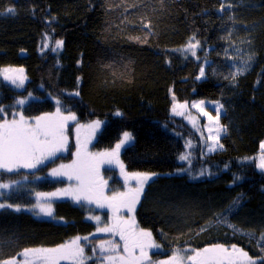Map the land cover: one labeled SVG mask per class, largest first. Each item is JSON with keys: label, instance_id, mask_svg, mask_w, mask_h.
I'll return each mask as SVG.
<instances>
[{"label": "trees", "instance_id": "1", "mask_svg": "<svg viewBox=\"0 0 264 264\" xmlns=\"http://www.w3.org/2000/svg\"><path fill=\"white\" fill-rule=\"evenodd\" d=\"M0 13V120L59 108L75 117L68 127L74 154L75 127L100 122L97 151L114 149L129 133L119 152L121 180L114 170H99L94 197H108L112 187L132 191L125 181H137L134 173L155 175L135 219L160 246L154 257L219 244L264 264V170L257 166L264 143V0H0ZM189 44L198 46L186 50ZM8 68H24L27 82L17 87L5 80L1 72ZM196 100L223 109V147L214 153L171 113ZM38 176H48L46 166L30 174L0 172V183L20 187L0 192V203L21 208L0 209V260L96 231L83 205L48 195L65 182ZM45 196L49 217L33 209Z\"/></svg>", "mask_w": 264, "mask_h": 264}, {"label": "snow or ice", "instance_id": "2", "mask_svg": "<svg viewBox=\"0 0 264 264\" xmlns=\"http://www.w3.org/2000/svg\"><path fill=\"white\" fill-rule=\"evenodd\" d=\"M221 11H223V6L221 7ZM6 12L7 14L15 15L14 8L9 7ZM3 14L4 13H0V15ZM144 26L148 27L147 24ZM62 43V41H56V48L61 47ZM197 46V44H189L186 50L195 49ZM53 51H55V49H53ZM192 54L195 55V51H193ZM4 71L18 73L13 77L5 75L4 79H10L17 87L23 86L24 80L26 79L23 75V69H6ZM242 71L243 70H241L240 74H242ZM203 75L204 69L201 68V76ZM233 79H235V76H233ZM76 94L78 95V93ZM17 103L23 105L25 101L19 100ZM176 107L177 105L173 107L174 113ZM178 107L185 106L178 105ZM193 107H199V105H193ZM220 107L219 105L217 107V135L208 138L212 141L208 147V151L210 152L215 151L216 147H223V145L219 144V134L222 131H226V128L221 126L218 122ZM3 111V109H0V112ZM201 111H203V109H201ZM204 114L207 115V113ZM116 115H120V113L117 112ZM68 119L74 120L75 117L61 115L59 108L55 114L37 117L35 124L25 120L23 115H20L19 120L15 118L11 121L4 119L3 122L0 123V170L13 172L20 167L35 168L37 164L43 163L45 159L61 151L66 145L67 138L64 136L63 129ZM209 119L211 120L212 117L209 116ZM99 125L100 122L96 121L90 127L95 129L98 128ZM209 131H211V129H209ZM130 140L131 135L125 132L123 138L116 144L112 151L93 154V156L105 158L108 163H112L114 160L123 172V164L119 161V152L121 147ZM260 147L261 152L264 153V143H262ZM77 155L80 156L79 149ZM181 159H186V157L181 156ZM257 166L264 170V155L261 156L260 163ZM64 168L71 169L72 171L69 173L63 172L60 169H54L50 175H67L70 180L75 177V179L80 182L74 196L78 202L82 199L86 200L88 203L96 202L98 207L107 206L109 208H114L117 212L121 209H127L129 213L133 212L136 204L140 200L145 183L151 179L149 174L134 173L132 176L137 179V187L134 191L128 193H115L111 197H103V200L95 198L94 201L96 180L93 166L87 161H81L79 164L77 161H74L72 165L61 166V169ZM125 183L127 184V180ZM9 187L8 184L0 183V189H7ZM60 194L68 193L67 190H64L63 193H51L48 195L57 196ZM36 207H38L39 213L44 216H52L50 205L38 202ZM3 208H13L14 211H21L18 205L13 206L11 204L0 203V209ZM94 219L99 221V217H95ZM98 231L118 233L120 239L124 241V252L126 253V255H119L116 251L118 245L111 244V242H108L110 245L108 247H106L104 243H101L97 246L101 253L115 254L100 257L101 264H116L117 260H119L120 264H143L144 260H149L147 249L160 247L153 241L151 232L135 230L134 217H130V221L118 218L112 225L98 228ZM80 239V237H77L70 243L61 244L54 248H26L18 253L17 256L0 260V264H61V261H69L70 264H86V260L91 257L85 256L84 247L79 243ZM83 239L87 240V237ZM136 249H139V256L134 255ZM193 252L194 255L191 254ZM93 255H95V249L93 250ZM17 257H22V259H18ZM185 261H191V264H255V262L247 256V253L243 252L241 249L233 246L232 249L229 250L219 244L206 247L202 250L174 252L167 260L161 261L160 264H184Z\"/></svg>", "mask_w": 264, "mask_h": 264}, {"label": "rangeland", "instance_id": "3", "mask_svg": "<svg viewBox=\"0 0 264 264\" xmlns=\"http://www.w3.org/2000/svg\"><path fill=\"white\" fill-rule=\"evenodd\" d=\"M8 69H23V75L26 77V79L24 80V83L27 82V76L25 74V69L24 68H8ZM6 70V69H4ZM1 72V76H5L8 75L9 77H13L15 75H17L18 73L16 72H12V71H5ZM203 78V76H201L200 73V79ZM203 102V103H201ZM179 105H184L185 107H176L175 109V113L173 112V109L171 111L172 115L181 118L183 121H185L192 129H194L195 131H197L199 134L202 135V141L204 144V148H205V152L206 153H214L218 150L221 149V147H216L215 151H208V147L209 145L212 143L211 140H209L208 138L210 136H216V125H217V107L218 105H220L219 102L216 101H207V100H196L190 103H184V104H179ZM193 105H199V107H193ZM201 109H203V111H201ZM56 113V112H55ZM55 113H51V114H55ZM61 113V112H60ZM204 113H207V115H205ZM223 113V109L222 107H220L219 109V119L221 117ZM45 115H50V114H45ZM45 115H41V116H45ZM61 115L63 116H69V115H65L63 113H61ZM38 116V117H41ZM209 116L212 117V119H209ZM36 118H31V119H26L27 121H29L32 124H35L36 122ZM20 117L16 120H19ZM11 121V120H9ZM3 121L0 120V123H2ZM220 124V121H218ZM74 124V120L73 119H68L65 124H64V136L67 138L66 140V145L65 147L61 150L56 152L55 155L48 157L47 159L44 160L43 163L41 164H37L35 168H17L15 169L13 172H7L4 170H0V172H6V173H15V172H21V171H25L26 173L30 174L31 172L37 171L38 169H40L43 166H46V170L48 173L47 177H43V176H38L36 177L38 180H51L54 182H65V184L62 186V188H58L60 191H57L56 193H60L63 192L64 190H67L68 194H65L67 199L70 198L69 200L71 201V203H73L74 205L76 204H81L85 207L86 211L88 212L87 214V220L91 221L92 223H94L96 225V231L94 230L93 233H91V235L88 236H80V241L79 243L81 244V246L84 247V252H85V256L87 257H91L89 259V261L91 259H97L98 260V264H101V260L100 257L105 256V255H115L114 253H101L99 248L97 247L98 245H100L101 243H104L106 247L110 246L108 244V242H111V244H115L118 245L117 248V253L119 255H126V253L124 252V241L120 239V235L118 233H111V232H99L98 228H104L107 226L112 225L113 223H115L117 221L118 218H122L123 220H129L130 221V217H134V219H136V209H137V205L135 206V210L131 213H129L127 211V209H121L119 212L115 211L114 208H109L107 206L105 207H98L96 202H92V203H88L86 200H80L79 202L74 198L77 189L79 187V181L77 179H75V177H73V179H69L67 175H59V176H52L50 175V173L54 170V169H60L63 172H71V169H61L62 165H72L74 161H77V163L79 164L81 161H87L88 163H90L91 161H93L92 163H90L93 168L95 169V180H97L100 176V172L99 170H104V169H111L114 170V177L117 178L118 180H121V175L120 173L122 172L120 168L115 167V161L113 160L112 163H108L106 162L105 158L102 157H94L93 154H99V153H104V152H110L113 149H108V150H101V151H97V150H93L92 149V145L95 143V141L97 140L98 137V133H99V127L101 125H99L98 128L93 129L92 127H90L93 124H87L88 126H83V127H75L74 131H72L73 134V141L75 143L76 146V150H75V154L74 153H70L69 152V144L71 143L68 140V127L70 125ZM98 129V131H97ZM209 129H211V131H209ZM83 132V137L80 136V132ZM222 135V132L219 134V144H220V137ZM86 146V147H85ZM78 149L80 150V156L77 155V151ZM87 151L85 152L84 150ZM67 152L70 153V155H67ZM259 154L264 155V153H262L260 151ZM72 155V156H71ZM71 157V158H70ZM261 160V157H259L257 159V163L259 164ZM111 167H115V168H111ZM99 173V174H98ZM123 176V173H122ZM151 179H149L145 185L152 180L155 175H150ZM99 183L96 182V193L97 189L99 188V185L101 186V179H98ZM123 180H125L123 178ZM122 180V182H124ZM29 180L27 178H24V183H27ZM131 181L128 184H125V186L127 188H130L132 191L135 190V188L137 187V181H133V180H129ZM10 187L7 189H0V192L2 193H9L11 191H16L18 190V188H20L19 186H15L12 184H8ZM107 185V184H106ZM109 185V184H108ZM145 185H144V189H145ZM143 189V191H144ZM101 190V189H100ZM128 193L126 191V189L124 188L123 190L121 188L118 187H112L109 191L106 192L105 196L111 197L113 194L115 193ZM131 192V191H129ZM143 195V192L140 196V199ZM47 196V195H46ZM39 197L38 200L36 199V204L34 206V210H38V207H36L37 203H42L45 205H49V200L47 197ZM103 195L101 196V200H103ZM94 201H95V197H94ZM140 201V200H139ZM93 209L97 210L98 213H93ZM41 214V213H40ZM42 217H45L44 215H41ZM49 217V216H47ZM91 217V219H90ZM95 217H99V221H97L96 219H94ZM135 230H144V231H149V230H145L142 229L141 227H139V225L136 223L135 220ZM151 232V231H149ZM152 233V232H151ZM98 237L101 238L100 242L95 244L94 242L90 241L92 238ZM87 237V240H84L83 238ZM75 238L71 239L69 242L66 243H70L71 241H73ZM153 239V236H152ZM154 241V240H153ZM86 243V245H84ZM65 244V243H64ZM58 247V246H56ZM54 248V247H53ZM226 249L231 250L232 247H225ZM238 248V247H236ZM95 249V255H93V250ZM240 249V248H239ZM154 248H149L147 249L148 252V256H149V260H147L148 262H146L145 260L143 261V264H160L161 261L164 260V257L161 259H157V257H154L153 254L156 252L161 253V250L156 249L154 250ZM242 250V249H241ZM153 251V252H152ZM243 252H245L244 250H242ZM153 253V254H152ZM247 253V252H245ZM194 255V252L191 253ZM134 255L139 256V249H136L134 252ZM238 255V254H237ZM248 256V255H247ZM249 257V256H248ZM18 259H22V257H17ZM88 261V259L86 260V262ZM254 261V260H252ZM256 264V261H254ZM61 264H70L69 261H61ZM116 264H120L119 260H117Z\"/></svg>", "mask_w": 264, "mask_h": 264}]
</instances>
